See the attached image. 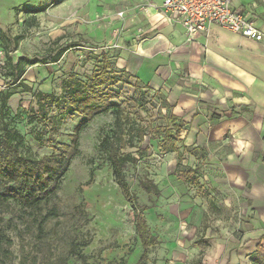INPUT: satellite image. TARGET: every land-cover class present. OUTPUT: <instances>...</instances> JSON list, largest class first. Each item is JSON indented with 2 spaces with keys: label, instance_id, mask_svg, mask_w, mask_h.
<instances>
[{
  "label": "rangeland",
  "instance_id": "obj_1",
  "mask_svg": "<svg viewBox=\"0 0 264 264\" xmlns=\"http://www.w3.org/2000/svg\"><path fill=\"white\" fill-rule=\"evenodd\" d=\"M121 6L118 0H0V27L11 37L22 36L12 52L15 61L22 56L37 60L50 48L68 47L58 63H36L28 66L25 74L34 90L59 94L69 73L81 77L91 74L94 48L114 40L119 44L121 29L118 22L110 24L109 15L119 18ZM32 9L38 12L32 13ZM118 50L113 49L111 56L119 57ZM4 58L0 43V66ZM187 74L182 73L184 78ZM187 80L182 79L179 85ZM0 82L3 84L1 78ZM141 92H145L144 107L136 100ZM121 100L145 124L171 122L175 106L166 91L146 85L131 74ZM10 103L14 109L30 108L36 100L31 93H24ZM178 118L182 124V118ZM113 120L112 113H108L82 133L81 153L73 160L60 190L49 200L29 208L0 200V234L4 238L0 264H83L76 257L78 251L89 264H122V258L123 264H135L142 252L135 214L97 149L101 128L109 129ZM78 121L68 119L63 130H72ZM19 127L25 135L30 130L26 120ZM183 131L182 127L181 136ZM27 142L29 153L42 155L47 151L31 137ZM178 146V152L165 154L158 140L146 137L141 144L127 149L137 159L126 168L127 180L138 204L147 207L144 216L158 241L149 252L147 264H189L197 257L202 258V264H210L208 253L212 255L225 240L241 234L239 216L243 213L237 203L227 205L224 195L208 187L206 181L205 185L200 183L201 165L208 164V153L186 146L182 138ZM188 167L196 168L194 176L199 184L179 178ZM145 184H155L158 193L145 189ZM49 212L53 215L41 228Z\"/></svg>",
  "mask_w": 264,
  "mask_h": 264
},
{
  "label": "crops",
  "instance_id": "obj_2",
  "mask_svg": "<svg viewBox=\"0 0 264 264\" xmlns=\"http://www.w3.org/2000/svg\"><path fill=\"white\" fill-rule=\"evenodd\" d=\"M118 2L123 17L109 15L110 24L118 22L121 29L117 66L166 91L182 118L184 144L208 153L200 183L206 181L243 213L241 234L208 253L210 264H251L252 254L264 249V38L210 25L189 42L183 26L163 15L164 0ZM150 2L157 7L143 11ZM232 7L264 33V0H232ZM182 79H188L183 86Z\"/></svg>",
  "mask_w": 264,
  "mask_h": 264
},
{
  "label": "trees",
  "instance_id": "obj_3",
  "mask_svg": "<svg viewBox=\"0 0 264 264\" xmlns=\"http://www.w3.org/2000/svg\"><path fill=\"white\" fill-rule=\"evenodd\" d=\"M31 12L36 13L38 10L32 9ZM21 39L20 34L11 37L0 27V43L5 54L0 66V78L3 81L0 86V200L13 201L29 208L39 206L53 197L60 190L73 160L81 153L82 133L95 119L112 113L114 120L109 129L101 128L97 149L105 157L115 183L135 214L136 232L142 247L135 264H147L149 252L158 241L144 216L147 207L138 204L127 180V166L137 161L127 149L136 147L149 137L158 140L161 152H178L182 129L178 116L171 113L170 124L152 126L133 115L121 100L130 74L117 66L118 56H111L112 50L93 51L91 54L95 58L91 74L81 77L77 73H69L61 84L59 94L54 90L36 91L25 79L27 67L36 63H58L68 47L50 48L45 56L37 60L22 56L15 61L12 52ZM24 93H31L36 104L30 108L21 106L14 109L11 99ZM136 100L139 106L144 107L145 92H141ZM76 118L79 121L72 130H63L68 119ZM24 120L30 126L26 135L19 127ZM28 137L47 151L42 155L29 153ZM194 174L195 170L188 167L180 172L179 178L199 184ZM144 188L148 191L155 189L158 193L155 184H145ZM52 215L53 212H49L43 217L41 228ZM3 239L0 234V243ZM76 257L83 264H89L80 251ZM250 259L251 264H264V249L258 248ZM121 263H125L124 258ZM190 264H202V258L198 257Z\"/></svg>",
  "mask_w": 264,
  "mask_h": 264
},
{
  "label": "built area",
  "instance_id": "obj_4",
  "mask_svg": "<svg viewBox=\"0 0 264 264\" xmlns=\"http://www.w3.org/2000/svg\"><path fill=\"white\" fill-rule=\"evenodd\" d=\"M156 8L155 3L150 2L142 6L143 11ZM161 11L169 21L183 26L187 41L193 42L200 34H206L210 25H215L241 36L261 41L264 33L258 29L252 18L241 10L233 9L232 0H164ZM123 17L124 11L118 13ZM119 47H96L94 52L108 51Z\"/></svg>",
  "mask_w": 264,
  "mask_h": 264
}]
</instances>
